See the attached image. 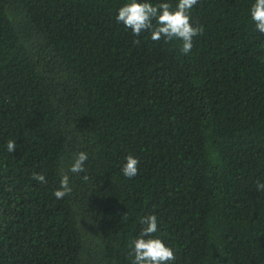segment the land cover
I'll return each instance as SVG.
<instances>
[{
  "label": "trees",
  "instance_id": "1",
  "mask_svg": "<svg viewBox=\"0 0 264 264\" xmlns=\"http://www.w3.org/2000/svg\"><path fill=\"white\" fill-rule=\"evenodd\" d=\"M122 3L0 0V264H131L149 214L176 264H264V35L252 0H199L188 55L134 37L115 20ZM78 151L86 172L69 173L57 200ZM126 155L140 161L131 179Z\"/></svg>",
  "mask_w": 264,
  "mask_h": 264
},
{
  "label": "clouds",
  "instance_id": "2",
  "mask_svg": "<svg viewBox=\"0 0 264 264\" xmlns=\"http://www.w3.org/2000/svg\"><path fill=\"white\" fill-rule=\"evenodd\" d=\"M198 3L199 0H124L117 9L115 20L130 30L134 37L147 32L153 41L179 42L181 54L188 55L193 48V38L201 31L194 26L191 18V11ZM248 17L254 30L264 35V0H252ZM4 148L12 153L17 148L16 140L9 139ZM88 160L89 153L86 151H78L72 156L67 172L60 176L59 187L53 193L57 200L72 191L69 173H85ZM139 164L135 156L126 155L120 172L128 179L134 178L138 175ZM81 178L88 179L87 175ZM33 179L41 184L47 182L45 176L39 173H33ZM256 189L264 191V182L257 181ZM139 223V234L130 242L131 264H176L174 248L157 235L160 230L157 215L144 216Z\"/></svg>",
  "mask_w": 264,
  "mask_h": 264
}]
</instances>
